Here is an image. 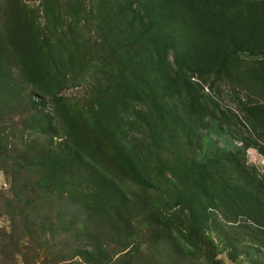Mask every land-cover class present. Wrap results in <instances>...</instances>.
Here are the masks:
<instances>
[{"label":"rangeland","instance_id":"1","mask_svg":"<svg viewBox=\"0 0 264 264\" xmlns=\"http://www.w3.org/2000/svg\"><path fill=\"white\" fill-rule=\"evenodd\" d=\"M91 3L0 0V264H92L87 258L98 264H264L262 225L248 223L239 232L240 218L230 226L218 211H209L212 222L200 225L197 233L203 253L193 258L178 255L170 239L160 237L158 226L150 223L158 209L177 218L188 212L186 205L172 207L170 174L154 173L142 185L118 161L120 120L133 118L121 110L116 53L107 48L94 18L87 17L91 27L86 26L84 16L91 15L82 10ZM242 58L261 69L259 57ZM223 90L219 100L236 106L234 93ZM128 134L126 146L132 147L139 133L129 127ZM213 138L222 143L224 136ZM253 139L264 146V135ZM246 161L255 173L242 197L250 206L259 205L264 225V154L250 147ZM220 190L213 189L214 199L199 195L195 208L214 201L230 214L234 202L228 209L229 199ZM21 201L26 211L33 205L40 213L51 211L58 228L54 239L45 234L46 246L38 240L37 255L30 251L33 239L23 229L13 231V221L3 212L18 213ZM146 204L151 214L142 212ZM182 222H187L184 217ZM218 224L231 243L217 234ZM13 233L16 248L5 238ZM252 249L258 250L255 258L243 253Z\"/></svg>","mask_w":264,"mask_h":264},{"label":"trees","instance_id":"2","mask_svg":"<svg viewBox=\"0 0 264 264\" xmlns=\"http://www.w3.org/2000/svg\"><path fill=\"white\" fill-rule=\"evenodd\" d=\"M82 11L91 15L84 16L86 26L91 27L87 17L94 18L107 48L116 53L121 110L133 118L129 122L124 115L120 120L118 161L142 185L154 173L170 174L167 194L175 200L173 209L187 207V222L158 209L150 220L158 235L170 239L178 255L195 258L203 253L197 233L200 225L212 222L209 211H218L230 226L240 218L239 232L248 223L264 226L259 205L250 206L242 197L255 173L247 165V149L264 154V146L253 139L264 135V0H92ZM243 54L259 57L261 69L249 66ZM224 88L234 93L236 106L219 100ZM127 125L139 133L132 147L126 146L131 141ZM213 136H224L222 143ZM218 181L223 183L219 186ZM216 187L228 197V209L234 202L230 214L212 200L201 210L195 208L201 194L214 199ZM238 196L242 202L237 205ZM21 206L16 214L6 208L3 212L13 221V231L23 229L33 239L30 251L37 255L42 247L38 240L45 245V234L54 239L58 228L51 211L40 213L34 205L26 211V202ZM142 212L151 214L148 204ZM218 225L217 234L231 243ZM16 236H5L10 247L18 246ZM243 253L255 258L258 250Z\"/></svg>","mask_w":264,"mask_h":264}]
</instances>
